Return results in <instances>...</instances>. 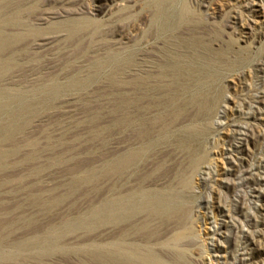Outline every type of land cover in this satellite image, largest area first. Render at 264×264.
Segmentation results:
<instances>
[{
  "label": "rangeland",
  "instance_id": "374dc122",
  "mask_svg": "<svg viewBox=\"0 0 264 264\" xmlns=\"http://www.w3.org/2000/svg\"><path fill=\"white\" fill-rule=\"evenodd\" d=\"M2 35L0 264H264V0H0Z\"/></svg>",
  "mask_w": 264,
  "mask_h": 264
},
{
  "label": "bare ground",
  "instance_id": "6f19581e",
  "mask_svg": "<svg viewBox=\"0 0 264 264\" xmlns=\"http://www.w3.org/2000/svg\"><path fill=\"white\" fill-rule=\"evenodd\" d=\"M12 20V19H11ZM15 20V19H14ZM16 21V20H15ZM12 22V21H11ZM17 23H18V21H16ZM16 23V24H17ZM14 24V23H13ZM70 24V25H69ZM68 24V26H69V31L70 32H73L76 28H77V25H78V23L77 22H75V21H73V22H71V23H69ZM79 28V27H78ZM68 30V29H67ZM33 33L34 34H36L37 33V31L36 30H33ZM72 34V33H71ZM3 36V35H2ZM3 38H4V36H3ZM3 38H0V46L1 45H7L8 44V41L7 40H5V38L3 39ZM9 41H11V40H9ZM11 43V42H10ZM2 47H0V49H1ZM131 159V158H130ZM127 160V159H126ZM125 162V161H124ZM149 200V199H148ZM151 200V199H150ZM153 200V199H152ZM143 201H145V200H143ZM146 201H147V199H146ZM142 202V201H141ZM154 204H155V202H154V200L152 201ZM142 204V203H141ZM148 204H149V201H148ZM148 204H146V206L148 207ZM151 205H152V203H151ZM157 206H159L158 205V203L156 204ZM155 205V206H156ZM165 205V204H164ZM145 206V205H144ZM144 206H142V207H144ZM154 206V205H153ZM142 207H140V210H141V208ZM146 207V208H147ZM150 207V206H149ZM152 208V207H151ZM154 208V207H153ZM138 209H139V207H138ZM143 209V208H142ZM144 210V209H143ZM148 210V209H147ZM150 210V209H149ZM158 210H159V208H158ZM160 210H162V209H160ZM159 210V211H160ZM173 210V209H172ZM175 210V209H174ZM156 211H157V209H156ZM164 211V210H163ZM163 211H162V214H163ZM166 211H168V212H170L171 210H166L165 209V212ZM132 212V211H131ZM158 212V211H157ZM164 212V213H165ZM156 213V212H155ZM167 213V212H166ZM160 214V213H159ZM174 214V213H173ZM129 215H130V213H129ZM161 215V214H160ZM116 218V217H115ZM131 251V250H130ZM130 251H125L123 254V256H124V259H125V264H165V263H163V262H161L158 258H156L155 256H153V255H149L148 253L147 254H135V252L133 253V252H130ZM123 259V260H124ZM124 262V261H123ZM112 264H118V262L116 261V252L113 254V259H112Z\"/></svg>",
  "mask_w": 264,
  "mask_h": 264
}]
</instances>
